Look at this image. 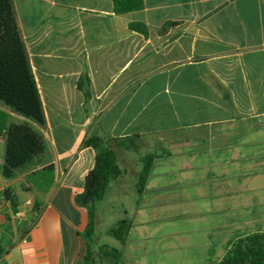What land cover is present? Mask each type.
I'll use <instances>...</instances> for the list:
<instances>
[{"label":"crops","instance_id":"crops-1","mask_svg":"<svg viewBox=\"0 0 264 264\" xmlns=\"http://www.w3.org/2000/svg\"><path fill=\"white\" fill-rule=\"evenodd\" d=\"M10 1L45 124L4 111L39 129L47 151L6 180L0 136V264H86L89 218L76 197L95 165L84 146L95 133L160 137L142 195V160L123 166L115 146L123 175L97 219L106 209L132 220L126 244L216 264L238 239L264 233V0H144L126 15L112 0ZM136 22L147 35L129 29ZM49 165L50 188L39 178Z\"/></svg>","mask_w":264,"mask_h":264},{"label":"trees","instance_id":"trees-1","mask_svg":"<svg viewBox=\"0 0 264 264\" xmlns=\"http://www.w3.org/2000/svg\"><path fill=\"white\" fill-rule=\"evenodd\" d=\"M112 2L114 13L117 15L130 14L144 8V0ZM129 29L143 35L148 34L143 23H131ZM77 87L88 103L91 97L89 77L82 76ZM0 105L41 126L45 124L39 90L10 0H0ZM7 124L8 115L0 111V136L5 140L2 176L10 180L19 169L31 165L46 151V142L29 124ZM138 137L140 136L113 138L107 134L95 133L84 142L85 147H92L96 151L94 168L85 179L83 192L76 197V204L87 209L89 218L84 234L87 247L86 264H93L92 242L97 227L98 206L106 198L110 184L123 175L115 146L129 147L134 145V140ZM156 157V154H147L142 158V168L136 183L138 195L145 191ZM39 178L47 182L50 188L55 181L54 165L44 168L39 173ZM6 198L14 208L18 206V200L12 190L6 192ZM132 225V220L122 218L108 230V235L124 247ZM101 251L105 256L116 260L122 255V249L118 248L107 250V246H102ZM216 264H264V233L254 232L238 239Z\"/></svg>","mask_w":264,"mask_h":264},{"label":"rangeland","instance_id":"rangeland-1","mask_svg":"<svg viewBox=\"0 0 264 264\" xmlns=\"http://www.w3.org/2000/svg\"><path fill=\"white\" fill-rule=\"evenodd\" d=\"M160 1L161 0H156V2L158 3H160ZM169 1L174 2L176 0H169ZM4 109L5 108L0 105V111H2L3 113H7L4 111ZM7 115L10 125L18 124L19 122L18 120L12 117L10 118V114ZM96 121H98V119H94V122ZM35 131H37L44 139V136L39 129H35ZM174 138H175L174 136H166V139H162V141L170 142L174 140ZM159 142H160V137H156V136L138 137L134 140V145H129L128 142L127 145H129V147L120 146L118 149L119 151L118 154L121 164L125 167H129L131 165V167L135 169L136 164L140 163V160H142V158L145 155L156 154L154 153V151L157 146L156 144ZM46 151H47V144H46ZM7 191H11V189H7L6 192ZM121 216L123 215L118 213L112 214L109 210L107 211L106 209L102 210V212H100V214L98 215L96 232L92 242L93 264H193L191 262L177 261L176 259H174V253L168 254L170 256L168 255L160 256V258L167 257V259H165L164 261H159L158 259L160 258L158 256L156 257L155 255L156 251L154 244L151 245V247H143L142 245L141 246L133 245L130 242L129 244H126L124 247H122L118 241H116L115 239H113L108 235V230L115 225L116 221ZM102 246H107V250H110L112 248L122 249V255L120 259L116 260L112 257L105 256L101 251ZM146 249H150L148 251V254H145L144 252V250ZM144 258L146 259V261H144Z\"/></svg>","mask_w":264,"mask_h":264}]
</instances>
